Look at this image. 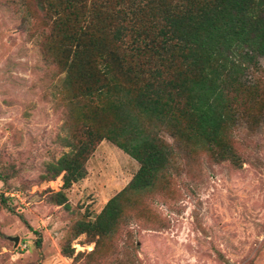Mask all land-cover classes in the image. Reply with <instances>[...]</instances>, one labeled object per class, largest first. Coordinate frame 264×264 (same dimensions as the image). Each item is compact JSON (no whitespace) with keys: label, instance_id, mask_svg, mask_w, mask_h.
Masks as SVG:
<instances>
[{"label":"rangeland","instance_id":"374dc122","mask_svg":"<svg viewBox=\"0 0 264 264\" xmlns=\"http://www.w3.org/2000/svg\"><path fill=\"white\" fill-rule=\"evenodd\" d=\"M21 1L0 0V264H264V60L232 136L239 161L176 147L168 174L130 196L115 232L91 237L76 222L94 221L139 164L102 139L82 179L64 188L63 172L44 176L70 150V87L42 49L53 20Z\"/></svg>","mask_w":264,"mask_h":264},{"label":"trees","instance_id":"16d2710c","mask_svg":"<svg viewBox=\"0 0 264 264\" xmlns=\"http://www.w3.org/2000/svg\"><path fill=\"white\" fill-rule=\"evenodd\" d=\"M36 7L53 20L45 59L66 72L70 87L63 137L70 150L44 176L63 172L64 188L82 179L102 139L139 164L96 219L73 230L113 234L130 196L151 193L168 174L176 147L239 161L232 136L257 91L249 75L264 60V0H37ZM61 250L73 254L69 244Z\"/></svg>","mask_w":264,"mask_h":264},{"label":"water","instance_id":"95a60500","mask_svg":"<svg viewBox=\"0 0 264 264\" xmlns=\"http://www.w3.org/2000/svg\"><path fill=\"white\" fill-rule=\"evenodd\" d=\"M12 239L14 240L15 245H16V244L18 243V241H19V237H18V236L13 237Z\"/></svg>","mask_w":264,"mask_h":264}]
</instances>
